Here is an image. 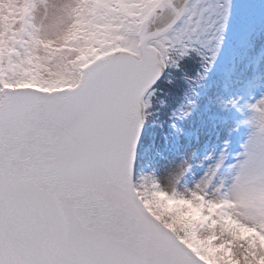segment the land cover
Segmentation results:
<instances>
[{
  "label": "snow or ice",
  "instance_id": "obj_1",
  "mask_svg": "<svg viewBox=\"0 0 264 264\" xmlns=\"http://www.w3.org/2000/svg\"><path fill=\"white\" fill-rule=\"evenodd\" d=\"M0 264H264V0H0Z\"/></svg>",
  "mask_w": 264,
  "mask_h": 264
}]
</instances>
